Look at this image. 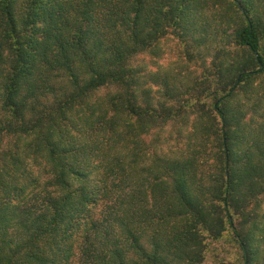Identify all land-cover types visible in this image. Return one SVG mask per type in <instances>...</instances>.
Returning a JSON list of instances; mask_svg holds the SVG:
<instances>
[{"label": "trees", "instance_id": "1", "mask_svg": "<svg viewBox=\"0 0 264 264\" xmlns=\"http://www.w3.org/2000/svg\"><path fill=\"white\" fill-rule=\"evenodd\" d=\"M170 38L213 60L135 65ZM224 239L264 264V0H0V264H207Z\"/></svg>", "mask_w": 264, "mask_h": 264}, {"label": "rangeland", "instance_id": "2", "mask_svg": "<svg viewBox=\"0 0 264 264\" xmlns=\"http://www.w3.org/2000/svg\"><path fill=\"white\" fill-rule=\"evenodd\" d=\"M211 60L213 59L209 57L203 61H189L185 52H183L181 45H179L174 39L170 38L161 43L160 51L157 55L146 53L138 56L135 59V65L144 68L145 71L149 73L159 72L162 77L165 76L167 72L174 71L176 74L179 73L180 81H185L186 79H191L192 77L199 75L202 71L201 67L204 65L208 66ZM227 243L228 240L224 239L209 244L207 264H221L223 261L235 256V250Z\"/></svg>", "mask_w": 264, "mask_h": 264}]
</instances>
